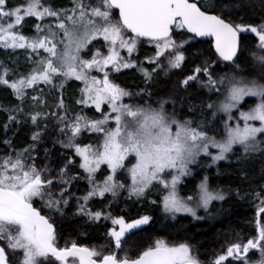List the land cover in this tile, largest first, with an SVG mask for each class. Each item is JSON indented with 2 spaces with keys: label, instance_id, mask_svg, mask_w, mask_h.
<instances>
[{
  "label": "snow or ice",
  "instance_id": "6c2138e0",
  "mask_svg": "<svg viewBox=\"0 0 264 264\" xmlns=\"http://www.w3.org/2000/svg\"><path fill=\"white\" fill-rule=\"evenodd\" d=\"M243 7L244 0H71L68 8L53 7L48 0L16 5L0 0V48L25 50L31 64L26 73L17 74L0 62V85L19 102L0 105L8 113L5 129L23 122L36 129L28 147L16 150L5 140L10 151L0 155V264H13L14 258L16 264H202L190 242L174 244L164 238L129 257L125 247L136 236L133 230L152 217L127 221L93 209L91 202L108 195L115 199L122 191L140 200L159 188L162 209L172 219L182 213L201 219V208L207 212L232 195L212 187L207 175L193 194H181L180 185L193 174L192 166L202 163L201 157L210 158L209 167L233 158L241 166L264 159V21L237 23L232 11ZM27 18L35 21L31 35L24 33ZM242 33L256 38L250 56L242 48ZM197 38H210L216 59L193 52ZM145 44L152 54L138 61L134 54ZM189 56L195 59L189 62ZM190 64V70L180 73L177 95L194 85L208 95L206 103H190L189 111L200 114L196 119L178 117L176 105L182 100L174 96L153 104L148 87L161 72L187 70ZM124 69L138 70L145 87L134 93L116 83L113 74ZM69 80L81 85L78 110L64 98ZM50 120L54 144L71 155L54 164L45 149L38 164L37 148ZM80 180L87 183L83 195L72 190ZM235 195L241 196L238 189ZM251 195L260 217L264 188ZM73 199L76 214L90 223L104 219L118 226L106 232L104 244L61 247L52 216L35 206L39 202L50 213L64 215ZM256 223L254 237L230 244L212 264H264V224L260 219ZM120 252H125L122 258ZM250 252L259 258L253 260Z\"/></svg>",
  "mask_w": 264,
  "mask_h": 264
},
{
  "label": "trees",
  "instance_id": "16d2710c",
  "mask_svg": "<svg viewBox=\"0 0 264 264\" xmlns=\"http://www.w3.org/2000/svg\"><path fill=\"white\" fill-rule=\"evenodd\" d=\"M48 2L56 8L71 7V0H48ZM209 3H214L215 0H208ZM13 5L22 4L24 0H10ZM245 7L238 8L232 11L231 18L235 21H240L241 17L244 23H258L264 21V2L262 0H244ZM231 10V9H229ZM237 11L240 13L238 16ZM34 18H27V23L24 26V33L33 29ZM26 28V29H25ZM34 33V32H33ZM32 33V34H33ZM253 38L246 36L243 38V50L246 56H250V50L255 47ZM93 43H96L95 41ZM91 47V46H90ZM148 49H151L148 45H142L138 54H134V57L138 58L144 56ZM9 50L0 48V62L14 69L17 74L23 73L21 70H17L13 65L8 62H4V54ZM201 53V59L204 56H210L212 58L211 49L207 43H198L197 48L193 49V52ZM24 52V51H23ZM136 58V59H137ZM195 57L189 56V62ZM138 60V59H137ZM139 61V60H138ZM199 62V61H197ZM30 65V64H29ZM28 65V66H29ZM28 66L21 67L24 71ZM151 66V65H150ZM175 70L168 75H163V72L152 82L148 87L151 90V97L161 98L164 96L180 98L184 94L186 100L182 103L184 108L183 118L193 117L195 119L197 112L189 111L190 103L192 105H199L201 102L206 103L208 95L203 92L200 87H192L187 92L180 91L177 95V84L179 82L180 73L188 71ZM141 74L136 69H124L120 73H114L116 83L122 87L131 90L132 92H138L142 86L140 77ZM15 78V77H12ZM80 82L69 80L65 84L64 98L73 109L80 106L75 104V100L80 96ZM136 100H141V97H135ZM148 97H144L147 99ZM127 102V98H126ZM11 89L6 86L0 85V105L4 107H12L18 104ZM181 107V110H182ZM76 108V109H77ZM75 109V110H76ZM90 116L99 117L100 113L94 110L85 109ZM181 112V113H182ZM198 116V115H197ZM8 113L0 110V155L10 151L9 145L5 143V140L11 141L12 148L16 150H22L28 147L31 141V135L36 129L31 127L30 122H23L19 124H9L7 130L5 124H8ZM49 129L45 135L43 142L38 146L37 163L40 164L44 161L45 149L49 150V159L55 164L63 162L66 156L71 155V152L60 147L59 144H54L56 132L52 125L53 121H49ZM84 142H89L88 134H84ZM95 143L96 141H91ZM54 154V155H52ZM237 165L232 167H226L222 165L220 168V174L214 175V170L208 172L206 175L209 177V181L212 187L223 188L225 191H231L232 195L229 196L227 202L219 206H215L211 209L213 215H211L207 221L196 222L191 217L179 216L174 222L169 221V216L162 209L159 197L150 193L147 197L137 200L136 198H128L127 192L122 191L115 199L110 195L105 199L99 198L91 202V206L95 210H103L104 212H110L113 217H124L127 221L139 218L143 215H149L152 217L151 221L147 225H143L140 230L137 231L136 236L132 241L128 242L129 250L133 252H142L146 247L150 246L157 238H164L170 243L178 244L183 241L190 242L197 250V254L202 261V264H212L214 257L222 252H226L227 247L230 244L236 242H246L247 239L256 235L257 219H260L264 224V215L257 218L255 215L257 211V201L251 193L259 192L264 188V159L255 158L248 162H238L235 158ZM75 171H79L75 169ZM188 182L195 188V180ZM184 186V185H183ZM188 188V185H186ZM185 187V189H186ZM239 190L241 196H236V190ZM74 192L79 195H83L87 191V183L84 180H80L77 184H74ZM155 200L157 203H152ZM38 203V208L45 214L51 215L58 232L59 240H63V245H71L72 242H76L78 245L86 246H99L102 245L101 240L105 237L106 232L112 225L111 220L102 219L98 223H90L86 217H82L76 214V202L73 199L70 201L67 208L64 210V215L50 213L49 210L41 203ZM36 203V204H37ZM138 253V254H139ZM252 254L250 257L253 260L258 259V254ZM16 261H13L15 264Z\"/></svg>",
  "mask_w": 264,
  "mask_h": 264
},
{
  "label": "rangeland",
  "instance_id": "374dc122",
  "mask_svg": "<svg viewBox=\"0 0 264 264\" xmlns=\"http://www.w3.org/2000/svg\"><path fill=\"white\" fill-rule=\"evenodd\" d=\"M65 1V0H64ZM63 8H66V7H63ZM33 25L34 24H32V27H29V28H25L26 30H29L30 28H32L33 29V32H34V27H33ZM32 30H29V31H27L26 32V34H28V35H31L32 33ZM149 51H147L146 53H144V54H146V55H144V56H140V57H136L139 61H144V58H145V56H147V55H151L152 54V49H148ZM24 51V52H23ZM4 62H5V64L8 62V64L10 63L11 65H13L14 66V68H16L17 70H21V72H23V73H26L28 70H29V68L31 67V64H30V62L27 60V54H26V52H25V50H23V49H18V50H16L15 52H12V50H10L9 49V51H7V52H5V54H4ZM30 64V65H29ZM29 65V66H28ZM25 66H28V68H27V70L26 71H24L23 69H21V67H25ZM145 66L146 67H151L150 65H148L146 62H145ZM163 75H165L164 73H163ZM140 76V75H139ZM166 76V75H165ZM140 77H142V76H140ZM141 83H142V86H144L145 87V83H144V80H143V77H142V80H141ZM41 87H43V86H41ZM197 87H199V85H197ZM29 91H31V90H29ZM182 95L180 96V98H179V96H178V98H177V100H182V103L184 102V100H186V97L184 96V94L183 93H181ZM180 95V94H179ZM168 96H164V97H162L161 96V98H157V97H151V102H153V104H155V102L156 101H158V100H160V99H163V98H167ZM216 97H213V99H215ZM136 99V98H135ZM148 99V98H147ZM252 99H255V98H246V100H252ZM182 103H178L177 105H176V113H177V115H178V117L179 118H183L184 116V114H183V110H184V108L182 107ZM168 108H169V111H171L172 110V105L171 104H169L168 106H167ZM181 107H182V110H181ZM77 108V107H76ZM75 108V109H76ZM26 110H27V105H26ZM76 110H78V108L76 109ZM182 112V113H181ZM198 115V116H197ZM197 115H196V117H195V119L196 118H199V113L197 112ZM205 115H207V111L205 110ZM189 118H193V117H189ZM208 119H211V117L209 116L208 117ZM31 127H33L32 125H31ZM34 128V127H33ZM213 151H215V150H213ZM234 159V158H233ZM233 159L232 160H230V161H233ZM201 160H202V163L201 164H198V165H193L192 166V168H193V174L191 175V176H188V177H185L184 178V182L180 185V189H181V194L182 195H186V194H193V192L195 191V189H196V185H198L199 184V182H200V180L203 178V176L204 175H206L208 172H211V171H219V166L216 164V165H212L211 167H209V165L211 164V160H210V158H207V157H201ZM220 162H226V161H220ZM195 180L196 182V184H195V188H194V184L193 185H191V184H189L188 182L190 181V182H193L192 180ZM184 185V186H183ZM186 185H188V188L186 187ZM185 187H186V189H185ZM214 188H217V187H214ZM219 188V187H218ZM151 193H153L152 195H157L158 197H159V199H161V196H162V193H161V191L159 190V188H157L156 190H153ZM128 196V195H127ZM133 198H135V197H133ZM143 199V198H142ZM219 203L220 202H214V204H215V206H219ZM214 208V207H213ZM213 208H210L209 209V211H207V212H205V210L204 209H200L199 211H198V213H197V215L198 216H200V217H202L201 219H196V218H194V217H192L191 215H189V214H177V216H176V218L175 219H172L171 217H170V215L169 214H167L166 213V215H168L169 216V221L170 222H174V221H176L177 219H178V217L179 216H184V217H191V218H193L196 222H198V221H200L201 220V222H204V221H207L208 220V218L211 216V215H213V213H212V211H211V209H213ZM198 223H200V222H198ZM115 226V225H114ZM112 227V226H111ZM255 233L257 234V230H255ZM248 240V239H247ZM246 240V241H247ZM63 240H59V238H58V243H59V245L61 246V247H63V246H65V245H63L64 243V241L62 242ZM70 246V245H69ZM250 254V253H249ZM254 256V255H253ZM16 264V263H15ZM226 264H227V262H226Z\"/></svg>",
  "mask_w": 264,
  "mask_h": 264
},
{
  "label": "flooded vegetation",
  "instance_id": "af4514ba",
  "mask_svg": "<svg viewBox=\"0 0 264 264\" xmlns=\"http://www.w3.org/2000/svg\"><path fill=\"white\" fill-rule=\"evenodd\" d=\"M235 21V20H234ZM237 23H240V22H245V21H242V20H240V21H236ZM260 22H262V21H259L258 23H260ZM257 23V24H258ZM242 35V39L244 38V37H246V36H249V37H251V38H253V41L256 39L255 38V36H254V34H251V33H242L241 34ZM193 43H196V44H198V43H207V41H204V40H200V39H197V41H195V42H193ZM207 45L210 47V49H211V54H212V59H216V57H215V55H214V52H215V50H214V46L213 45H211V44H209V43H207ZM242 48H243V43H242ZM252 49H254V47L252 48ZM195 86H197V85H194L193 87H195ZM252 100H254V99H252ZM252 100H249V101H252ZM219 167H221L222 165H224V166H226V167H232V166H236L237 165V163H236V161H226V162H219L218 164H217ZM218 174H220V168H219V171H214V175H218ZM38 203L37 204H35V206L38 208ZM257 212V211H256ZM255 215H256V213H255ZM264 214H261V216L260 217H262ZM257 216V215H256ZM260 217H257V218H260ZM112 227H117V229H118V226H112ZM112 227H110V228H112ZM142 227V226H141ZM141 227L139 228V229H135V230H133L134 232H136L137 233V231L138 230H140L141 229ZM109 228V229H110ZM108 229V230H109ZM257 230V229H256ZM125 239H127V236L125 237ZM108 240V237H107V235L105 234V237L103 238V240H101V243L102 244H104L106 241ZM128 245V244H127ZM126 245V247H125V252L127 253V255L129 256V257H131V258H134L136 255H138V253L139 252H133V251H130L129 250V246H127ZM125 252H120V253H118L120 256H121V258L124 256V254H125ZM141 252V251H140ZM253 254V252H250V254H249V256H251ZM231 259V258H230ZM13 261H16L15 260V258L13 259ZM227 262V261H226ZM226 262H225V264H226Z\"/></svg>",
  "mask_w": 264,
  "mask_h": 264
},
{
  "label": "water",
  "instance_id": "95a60500",
  "mask_svg": "<svg viewBox=\"0 0 264 264\" xmlns=\"http://www.w3.org/2000/svg\"><path fill=\"white\" fill-rule=\"evenodd\" d=\"M198 39L208 41L210 38H198Z\"/></svg>",
  "mask_w": 264,
  "mask_h": 264
}]
</instances>
